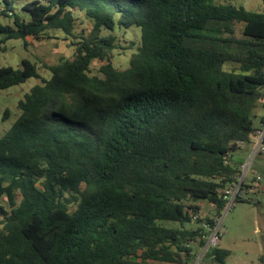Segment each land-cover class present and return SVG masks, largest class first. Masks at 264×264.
<instances>
[{
	"label": "trees",
	"instance_id": "obj_1",
	"mask_svg": "<svg viewBox=\"0 0 264 264\" xmlns=\"http://www.w3.org/2000/svg\"><path fill=\"white\" fill-rule=\"evenodd\" d=\"M3 1L0 47L61 30L75 55L45 64L51 78L25 94L0 136V264L195 262L201 227L184 224L196 223L201 201L221 212V188L241 164L227 155L262 119L264 11L217 0H29L27 20ZM74 10L93 20L87 33L76 34ZM116 24L141 28L124 69L112 62L117 35L102 34ZM30 77L40 72L29 59L0 66V93ZM207 254L225 264L230 250Z\"/></svg>",
	"mask_w": 264,
	"mask_h": 264
},
{
	"label": "rangeland",
	"instance_id": "obj_2",
	"mask_svg": "<svg viewBox=\"0 0 264 264\" xmlns=\"http://www.w3.org/2000/svg\"><path fill=\"white\" fill-rule=\"evenodd\" d=\"M29 0H14V10L25 19H31V14L22 8V5ZM220 2L231 1L238 5H244L247 9L264 11L263 0H217ZM4 4L3 0H0ZM76 20V34L87 33L93 20L83 12L74 10ZM14 16H1L3 23L13 24ZM114 33L118 37L119 48L114 51L113 64L121 69L129 66L131 55L137 51L141 41V28L137 25L130 27H120L116 24L113 30L104 28L102 34ZM52 38L34 39L33 36L24 38L8 39L0 47V66L11 65L16 68L22 67V60L29 59L35 62L40 72V77H30L25 82L10 86L0 93V136H2L19 117L21 110L18 102L25 97L31 88L41 83L42 78L49 79L52 76L45 64H56L61 60L73 58L75 55V45L69 46L73 37H67L61 30H52ZM132 44V45H130ZM128 46H131L128 48ZM102 61L94 60L92 71L99 72ZM8 110V115L4 116ZM264 109L258 108L256 112L261 115ZM248 146V145H247ZM238 150L235 153L236 160H243L246 157L245 151ZM249 148L247 149V152ZM258 173L263 178L264 184V153L258 154L252 161L251 172ZM260 202L254 203L248 200L235 201L231 209L226 213L222 224L223 235L219 247L230 250V254L225 258V264H264V190L257 194ZM169 226H179L180 223L171 220H162ZM186 227H192L193 223L186 222ZM197 264H219L209 254L201 258Z\"/></svg>",
	"mask_w": 264,
	"mask_h": 264
},
{
	"label": "built area",
	"instance_id": "obj_3",
	"mask_svg": "<svg viewBox=\"0 0 264 264\" xmlns=\"http://www.w3.org/2000/svg\"><path fill=\"white\" fill-rule=\"evenodd\" d=\"M260 101L264 104V94L260 98ZM261 116L262 119L255 133L251 136L250 142L243 140L238 142V150H243L242 148L247 145L250 147V150L246 157L241 160V164L237 167V170L230 174L227 183L221 188L220 194L223 200H225V205L221 212L211 217L206 216L201 211L192 214V221L198 223L201 227L199 234L201 239L205 241V246L200 250L195 262L188 261L184 264H197L208 247L218 246L223 235L222 224L224 217L235 201L248 200L258 203V198L255 195L260 188L262 176L258 173L250 174V172L253 159L258 154L264 153V111ZM237 151L228 153L226 159L227 164L235 162V153Z\"/></svg>",
	"mask_w": 264,
	"mask_h": 264
},
{
	"label": "crops",
	"instance_id": "obj_4",
	"mask_svg": "<svg viewBox=\"0 0 264 264\" xmlns=\"http://www.w3.org/2000/svg\"><path fill=\"white\" fill-rule=\"evenodd\" d=\"M246 147H248L249 148V150H250V147L249 146H246ZM247 148V149H248ZM247 149L246 150H244L245 151V154L247 155L248 154V152H247ZM263 154V153H262ZM264 190V184H263V178H262V181H261V185H260V188L258 189V191L256 192V195H255V197L256 198H258V202H260V199H259V197H258V193H261L262 191ZM201 205H202V209H201V212L203 213V214H205L206 216H213L214 214H216L217 213V211H216V209H215V206L214 205H212L211 203H209L208 201H201ZM197 226V223H193V227H196ZM221 241V240H220ZM220 243V242H219ZM218 246H219V244H218Z\"/></svg>",
	"mask_w": 264,
	"mask_h": 264
}]
</instances>
